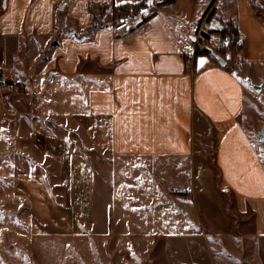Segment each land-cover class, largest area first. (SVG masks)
Wrapping results in <instances>:
<instances>
[{
  "label": "crops",
  "instance_id": "crops-1",
  "mask_svg": "<svg viewBox=\"0 0 264 264\" xmlns=\"http://www.w3.org/2000/svg\"><path fill=\"white\" fill-rule=\"evenodd\" d=\"M145 1L152 18L117 35ZM253 6L264 0H0V77L15 84L10 112L21 115L0 140V177L44 236L127 230L165 238L168 252L179 239L193 264L247 250L263 259L264 20ZM229 22L242 51L225 53V66L196 56L195 35L217 41ZM136 203L142 218L130 215ZM156 222L185 230L149 229Z\"/></svg>",
  "mask_w": 264,
  "mask_h": 264
},
{
  "label": "rangeland",
  "instance_id": "rangeland-1",
  "mask_svg": "<svg viewBox=\"0 0 264 264\" xmlns=\"http://www.w3.org/2000/svg\"><path fill=\"white\" fill-rule=\"evenodd\" d=\"M145 2L141 7L145 6ZM198 36L203 37V40H198ZM218 36L221 40V36ZM195 37L196 48L199 45L208 46L216 54L218 50H221L217 47L219 40L213 41V36L210 34L199 32ZM238 41H241L239 46L236 44L240 48L239 51H235L231 46V53L239 54L242 51L244 42L239 33ZM224 56L225 54L221 57ZM16 92L15 84L0 77V140L12 137L14 130L12 125L21 116L10 112L11 107L15 105ZM1 181H3V185ZM8 184L9 179L4 177L1 180L0 177V264H193L195 261H199L187 255L184 259L179 257V252L183 249V243L179 239L170 242L169 250L171 252H168V243L165 238L157 236L151 240L143 239L134 235L129 236L127 230L122 232L123 235L98 236L92 232L94 234L92 236L46 237L39 229L43 223L37 213L32 210L21 195L16 193L14 187L10 185L9 188ZM249 201L251 204L254 203V200ZM136 204L130 215L135 219L142 218L147 212L140 211L139 206L141 205ZM232 207L233 198H229L228 215H231ZM156 212L151 213L152 220L155 219ZM148 214L150 213L148 212ZM180 216L182 218L183 215ZM155 220L159 222L158 219ZM158 222L149 229L157 231L155 229L163 227L167 231L185 230V225L183 226L182 222L169 226L159 225ZM251 222L253 223V217L245 219V221L236 219L235 231L239 232L238 229L242 224ZM203 228L207 232V228ZM249 228L253 231L252 227ZM214 245L217 243L212 242V246ZM226 245L229 246V242H226ZM252 252L247 250L244 256L237 259L226 254V258L214 255L211 262L213 264H264V256L261 259L259 254L254 252L253 257Z\"/></svg>",
  "mask_w": 264,
  "mask_h": 264
},
{
  "label": "built area",
  "instance_id": "built-area-1",
  "mask_svg": "<svg viewBox=\"0 0 264 264\" xmlns=\"http://www.w3.org/2000/svg\"><path fill=\"white\" fill-rule=\"evenodd\" d=\"M145 6L137 8L136 10L125 13L113 26V31L119 36H129L144 25L152 18L154 13V6L152 3L145 2ZM196 39V37H195ZM198 40H203V37L198 36ZM241 41L237 42L239 46ZM218 49L230 52L231 43L230 38L221 39L218 41Z\"/></svg>",
  "mask_w": 264,
  "mask_h": 264
},
{
  "label": "trees",
  "instance_id": "trees-1",
  "mask_svg": "<svg viewBox=\"0 0 264 264\" xmlns=\"http://www.w3.org/2000/svg\"><path fill=\"white\" fill-rule=\"evenodd\" d=\"M211 9H212V6H210V8L207 10L206 15H205V17H208V19H207L208 21L211 20L213 13H214L211 11ZM132 10H136V9H132ZM132 10H130V11H132ZM130 11H128V12H130ZM210 11H211V13H210ZM253 11L255 12L257 17L262 18L264 20V7L253 6ZM128 12H126V13H128ZM212 33L220 35L222 39L229 37L232 49H234L235 51H239L240 48H238L236 46L237 41H238V31H237V29L233 23H231V22L225 23L223 26V29L221 31H216V32H212ZM224 54L225 53L222 52L221 50L217 51V55L223 56ZM200 55L209 56L210 58L217 61L216 58L214 57V53L208 48V46L206 47L203 45H199L196 48V56H200ZM182 196H184V194Z\"/></svg>",
  "mask_w": 264,
  "mask_h": 264
},
{
  "label": "water",
  "instance_id": "water-1",
  "mask_svg": "<svg viewBox=\"0 0 264 264\" xmlns=\"http://www.w3.org/2000/svg\"><path fill=\"white\" fill-rule=\"evenodd\" d=\"M214 57L216 58V60L219 62L220 65H222V66L226 65L225 61L223 60V58L221 56L214 53ZM250 86L258 93H260L262 90V88L260 86H255L251 83H250ZM256 139H257V142L259 144H264V124H263L261 131L256 134Z\"/></svg>",
  "mask_w": 264,
  "mask_h": 264
}]
</instances>
